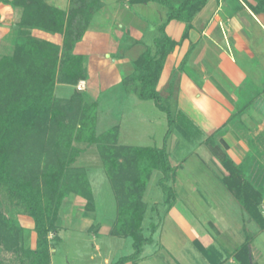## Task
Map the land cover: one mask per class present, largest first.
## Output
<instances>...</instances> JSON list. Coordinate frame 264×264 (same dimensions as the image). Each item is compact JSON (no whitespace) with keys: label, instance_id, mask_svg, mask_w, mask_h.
<instances>
[{"label":"crops","instance_id":"obj_1","mask_svg":"<svg viewBox=\"0 0 264 264\" xmlns=\"http://www.w3.org/2000/svg\"><path fill=\"white\" fill-rule=\"evenodd\" d=\"M128 1L100 0L101 7L76 44L74 52L83 55L85 82L101 73L97 83L115 88L123 79L132 77L134 66H130V62L137 60L148 46H154L156 38L173 41L156 84L159 103L173 117L191 124L193 134L183 128L195 140L196 151L199 150L191 153L222 185L225 171L221 161L227 158L244 170L249 181L262 188L260 210L264 215V12L255 10L258 0H207L191 18L189 26L177 19L166 21L167 9L157 2H154L156 7L154 4L148 7L151 2L132 4L147 6L155 13L160 19L157 27L164 24L162 33L158 29L150 32L144 21L115 24L122 7H130ZM53 5L66 8V5ZM17 14L16 7L0 2V56L13 51L15 30L12 26L16 25ZM96 14L101 15L104 27L92 25ZM149 32L151 40L146 42ZM48 35L60 36L49 32ZM124 88L122 101L127 109L130 95L136 94ZM136 99V103L144 100ZM137 108L138 104L133 107ZM218 128L226 130L214 145L206 144L207 137ZM166 147L171 149L168 142ZM186 157L175 164L167 181L174 197L171 203L164 202V207L156 210L158 220L152 223L155 226L152 242L143 244L135 264H149V261L154 264H240L234 256L243 242L239 241L240 235L244 240L249 237L253 264H264V249H261L264 248V228L249 218L230 192L229 197L221 194L215 200L199 189L195 175L184 169ZM176 169L182 171V175ZM177 200L187 211L177 208ZM80 208L72 207V213H90L83 205ZM112 225L108 229L110 235ZM92 228L93 224H89L88 230ZM195 240L205 247L206 254L195 246ZM91 244V258L99 261L98 264H112L122 257L111 256L107 240L105 249L94 239Z\"/></svg>","mask_w":264,"mask_h":264},{"label":"trees","instance_id":"obj_2","mask_svg":"<svg viewBox=\"0 0 264 264\" xmlns=\"http://www.w3.org/2000/svg\"><path fill=\"white\" fill-rule=\"evenodd\" d=\"M206 1L129 0L128 2L130 5L138 2H157L167 9L166 21L177 19L186 22L189 26L191 18ZM0 2L22 8L21 19L15 23L18 27L14 29L13 51L11 54L0 56V188H3L34 221L36 247L24 252L30 260L29 264H50L48 233L59 229L58 209L71 191L85 198L83 207L86 212L94 210L92 190L86 174L82 171L69 173L66 170L67 165L72 163L81 152V148L74 145V142L98 145L117 201V215L113 221L111 234L132 239L133 252L118 258L112 264L127 262L135 264L143 244L152 242L151 234L155 230V226L150 224L151 233L145 237L141 226L147 207L142 200V194L150 177L149 166H155L163 174L159 179V185L166 194L165 202L170 203L174 197L173 189L165 184L174 171L166 145L153 149L140 146H116L111 143L116 140L114 129L101 135L96 133V102L83 106L78 120L71 118L73 115L71 113V122L68 124L64 122L63 114L66 105L61 104L54 95L57 82L76 84L78 80L85 78L83 58L74 52V48L82 39L94 13L101 7L100 0H73L68 9L57 7L47 0H0ZM255 10L264 12V0H258ZM163 27L164 24L157 29L162 33ZM33 28L62 35V44L57 45L31 35L29 29ZM173 44V41L166 37L156 38L154 46H148L133 62V75L129 78L136 81L133 92L139 98L154 100L157 107L166 113L168 128L165 140L176 119L182 128L193 134L189 122L173 117L169 110L159 103L160 96L156 90L162 63ZM126 80L128 79H125V85ZM77 97L80 99L79 96ZM71 101L73 102L72 98ZM50 123L53 124L51 128L53 134L46 140L44 129ZM225 130V128L216 129L207 137L206 144L214 145ZM104 139L106 144L103 145ZM41 148H45L43 152L48 159L46 168L41 170V174L43 181L50 184L46 196L48 200L45 204H42L40 194L31 189L32 184L28 180L24 181L23 175H20L22 170L26 171L24 164L28 161V156ZM120 158L123 160L119 161ZM221 166L225 171L223 182L229 192L249 218L256 220L259 226L264 228V215L260 210L263 200L262 188L256 187L249 181L244 170L231 160L223 159ZM31 169L30 164L27 171ZM37 174L33 169L32 175L37 176ZM194 244L200 251L206 252L199 240H195ZM250 246L247 236L235 250L234 256L240 264H253Z\"/></svg>","mask_w":264,"mask_h":264},{"label":"rangeland","instance_id":"obj_3","mask_svg":"<svg viewBox=\"0 0 264 264\" xmlns=\"http://www.w3.org/2000/svg\"><path fill=\"white\" fill-rule=\"evenodd\" d=\"M72 1L73 0H49L52 4L66 5L65 9H68ZM153 4L155 7L158 6L154 2L148 3L147 6L153 7ZM129 6V8L122 7L123 9L120 10L119 16H117V19L115 20V24L124 21L130 22L131 20L140 22L144 21V23L148 25V30L155 33L157 25L160 24L158 21L160 19L157 15L151 12L150 9L148 10L147 6ZM16 9L18 14L14 21L15 23H18L21 19L22 8L16 7ZM102 20L101 15L96 14L94 21H92V25L104 27L105 23ZM118 25H120V23ZM12 29L16 30L17 27L14 28L13 25ZM150 32L147 34V37H145L144 41L147 42L151 40L152 33ZM29 33L39 39L48 40L57 45L62 44V35L50 36L48 35V32L38 28L29 29ZM134 53H136V49L134 50ZM81 56L83 58V55ZM131 64L133 65V63L130 62L129 65L131 66ZM100 77L101 73L98 74L97 78H94L93 80L90 79L86 82V79L84 78L78 80L76 84L58 82L55 84V97L61 104L66 105L65 110L63 111V114L65 115V123L69 124L71 118L78 120L81 116L83 106H88L93 102H96L95 127L98 135L105 134L108 130L114 129L116 140L111 143L116 146H140L153 149L155 147H162L168 142L171 149L166 148L173 169L176 168L175 164L179 163L180 160H182L181 158H185L187 155L184 169L195 175V179L199 183V189L202 188L215 200L216 196H220L221 194L229 197V190L225 186V183L222 182V185L220 180L215 178L213 172L208 167L206 168L194 153H191L197 147L196 142L178 124L177 119L176 122L172 123L177 124L174 125V127L172 126V134L170 132L165 140V133L168 128L167 116L164 112L155 107L152 100H143L142 102L139 101L136 103L135 101H138L136 97L138 96L130 95L129 103L127 104L128 110L126 109V103L125 101H122L124 94L122 87H125L124 89H126V91L128 90L134 93L133 87L136 83L135 80L128 78L126 81L129 85L125 86V80L123 79L115 88L112 87L111 89L110 87H107V84L103 85L97 83V81L99 82ZM112 92L114 94H112ZM77 96H79L80 99H78ZM71 98L73 102L71 101ZM132 99H134V101ZM139 103H141L140 106ZM137 104L138 108L134 110L133 107ZM71 113L73 115L70 118ZM172 113H174V111ZM52 125L53 124L50 123L46 125V129H44L46 140H48L53 134L51 133ZM192 130L194 131L193 128L191 131ZM106 143L104 139L103 145ZM74 145L80 147L81 152L75 157L72 163L67 165L66 170L69 173L82 171L86 174L92 190L94 210L89 214H83V212L73 214L72 207L75 206L82 209L80 208V205L84 206L85 203V198L74 191H71L69 197L65 198L60 203L58 209V217H61L58 222L59 229L56 232L50 231L48 233L50 261L52 259V264H98L99 261L96 262V260L91 258L93 255L91 244L92 239L98 244L101 243L103 249L106 248L104 244L107 240V245L113 258H117L120 255H129L133 250L131 246V238L110 235L108 233V229L117 215V201L113 185L104 168L103 159L98 145L96 143L89 145L87 142H74ZM44 149L41 148L40 150H36L34 154L32 152V156H28L29 159L24 164L26 171L22 170L20 174L23 175L22 179L24 181L28 180L32 184L31 189L40 194L42 204H45L48 200L46 196H48L47 190L48 187H50V184H46L43 181V175L41 174V170L46 168L45 165L48 162V159L45 158L43 152ZM194 152L198 153L199 150L196 151L195 149ZM121 160H123V158L119 159V161ZM30 164L32 169L28 172L27 167ZM33 169L38 173L37 176L32 175ZM148 170L150 172V177L142 194V200L147 206L141 224L142 232L145 236L150 235V224L155 223V221L158 220L156 210L158 208L160 209V206L164 207L163 203L166 199V194L159 185V179L163 176L162 172L157 170L155 166H149ZM176 172L179 173L180 170L178 169ZM182 173L183 172L181 171L179 175H182ZM165 184L169 186L167 182H165ZM171 202L172 200L170 203ZM176 202L178 209L181 211L185 209L183 210L184 212L187 211L180 201L177 200ZM157 203L159 205H157ZM261 206L262 205H260V208ZM219 210L217 213H220L221 210ZM233 213L235 214V211ZM209 216H214V214L209 213ZM89 224H93L91 230H88ZM241 240L243 242L245 241L243 235L239 236V241L241 242ZM35 241L36 233L32 217L26 214L24 209L12 200L3 188H0V264H29L30 260L26 257L24 252L35 249ZM191 249L196 251L194 246H191ZM261 249L264 248L261 247ZM149 264L154 263L149 261ZM193 264H195V262ZM203 264L205 263L203 262Z\"/></svg>","mask_w":264,"mask_h":264},{"label":"water","instance_id":"obj_4","mask_svg":"<svg viewBox=\"0 0 264 264\" xmlns=\"http://www.w3.org/2000/svg\"><path fill=\"white\" fill-rule=\"evenodd\" d=\"M18 27V25H14V28Z\"/></svg>","mask_w":264,"mask_h":264},{"label":"built area","instance_id":"obj_5","mask_svg":"<svg viewBox=\"0 0 264 264\" xmlns=\"http://www.w3.org/2000/svg\"><path fill=\"white\" fill-rule=\"evenodd\" d=\"M83 83V82H82Z\"/></svg>","mask_w":264,"mask_h":264}]
</instances>
